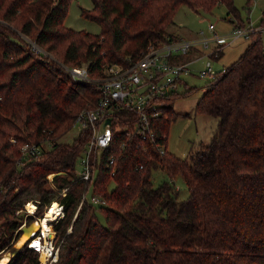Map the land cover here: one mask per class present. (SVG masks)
Instances as JSON below:
<instances>
[{
  "label": "trees",
  "instance_id": "obj_1",
  "mask_svg": "<svg viewBox=\"0 0 264 264\" xmlns=\"http://www.w3.org/2000/svg\"><path fill=\"white\" fill-rule=\"evenodd\" d=\"M70 1L0 0V253L22 235L16 231L24 219L18 209L33 200L34 215L40 216L68 186L59 197L65 216L52 221L58 245L53 264H264V10L260 22L250 24L255 28L247 36L250 44L238 59L215 69L213 60L223 49L208 54L214 76L205 81L196 109L218 119L210 141L192 145L185 158L142 152L128 141L111 174L107 159L121 141L115 138L101 156L92 191L106 203L85 200L73 219L88 185L74 180V165L89 138L80 134L64 143L60 138L99 93L93 84L74 81L60 63L87 62L90 74H98L101 64L125 63L149 43L175 39L167 28L183 4L194 12L210 11L219 2L228 14L236 15L237 8L233 0H91L92 8H81V15L100 25L94 34L64 24ZM233 24L232 29L243 26ZM23 35L47 53L33 49ZM198 52L207 53L197 47L190 54ZM179 85L186 91L165 103L195 91L186 80ZM175 117L166 103L157 119L164 136ZM164 142L167 149V136ZM23 143L50 148L23 158ZM157 167L171 182L182 177L187 199H178L173 183L153 184ZM65 168L70 178L54 181L57 187L48 183L46 175ZM111 179L115 187L108 193ZM38 256L22 244L7 264H39Z\"/></svg>",
  "mask_w": 264,
  "mask_h": 264
},
{
  "label": "built area",
  "instance_id": "obj_2",
  "mask_svg": "<svg viewBox=\"0 0 264 264\" xmlns=\"http://www.w3.org/2000/svg\"><path fill=\"white\" fill-rule=\"evenodd\" d=\"M214 25L210 23L207 26L210 35H205L204 31H201L197 40L179 37L149 43L137 57H127L125 63L101 64L100 71L94 75L90 74V64L87 62L77 65L60 63L74 81L93 84L99 93L97 99L92 102L93 106L81 109L72 122V128H75L77 132L75 137L86 134L89 138L80 150L78 164L74 168V180L86 181L88 185L81 195V201L73 219L85 200L89 201L90 205L106 203L105 198L92 191L100 172L101 156L110 148L115 138L121 141L117 146V153L107 159L106 167H111V174L116 171L115 164L128 141L136 142L142 152L160 155L168 153L164 142L166 136L160 132L157 121L166 104L164 99L176 93L177 86L185 80L183 74H192L191 65L200 60L205 59V62L203 67L197 70V74L209 78L214 76L215 70L208 54L216 55L226 45L225 37L217 33ZM254 29L251 25L236 27L228 33L226 38H247ZM23 37L33 49L47 53L33 39L26 35ZM197 47L207 53L190 54V51ZM182 56L187 57L180 60ZM21 149L23 158L39 157L44 150L35 143H23ZM20 163H22L21 160H19ZM138 167L143 168L144 164L140 163ZM67 190L68 186L58 191V194L44 207L40 216L34 215L37 202L33 200L26 202L16 211V214L21 213L24 216L16 230L18 231L23 225H28L29 216L35 217L33 222L41 221L51 210L50 218L45 220L51 227V232L47 231L45 234L40 226L36 232L29 234L28 240L24 241L26 246L38 251L39 256L46 245L48 246L49 251L44 264H53L58 256V245L55 242L56 230L53 228L52 221L57 222L65 216V202H62L59 197L64 196Z\"/></svg>",
  "mask_w": 264,
  "mask_h": 264
},
{
  "label": "rangeland",
  "instance_id": "obj_3",
  "mask_svg": "<svg viewBox=\"0 0 264 264\" xmlns=\"http://www.w3.org/2000/svg\"><path fill=\"white\" fill-rule=\"evenodd\" d=\"M233 3L237 8L236 15L232 13L228 14L227 7L222 2L217 3L210 11L199 9L196 12L183 4L176 11L175 23L172 24V26H169V30H172L173 33L176 32L175 34L184 35L185 37L188 36L189 29L192 36L201 35V31H204L205 35H210L207 26L210 23H214L217 31L220 34H223L230 29V25H232V22L230 21L231 19L234 21L233 23L242 24L245 27L249 23H252L255 26L260 22L264 10V0H233ZM92 6L93 2L91 0H71L64 24L73 30H85L94 34L100 33V25L96 21L89 20L81 15V8L90 10ZM179 25H181V27ZM183 29H185V31ZM261 37L262 42L264 43V31L261 33ZM243 38L248 40L245 37ZM218 61L219 60L217 59L213 60L215 67L219 63ZM203 65L204 60H200L196 64L191 65L192 74H183L188 85L194 87L195 91L185 95L175 96L172 101L166 102L167 105L170 103L173 106V111L176 114V117L170 122L166 134L167 151L179 158H185V156L189 154V149L192 145L194 148H197L200 141L205 143L209 142L218 124V119L215 116L213 117L198 112L196 109V102L204 91L203 85L205 84V81L209 79V77L197 74V70L203 67ZM186 88L187 86L179 85L175 90L176 93L182 94L186 91ZM76 134V129L71 128L70 131L60 138V141L63 143L70 142L72 138H75ZM43 148L44 151H47L50 146L44 144ZM78 159L79 158L77 157L74 168L78 164ZM16 166L19 167L20 164H17ZM69 174L70 172L66 168L63 170L51 171L46 175V180L55 187V182L58 183L60 179H62V176L63 178H70ZM151 181L154 185L163 182L170 185L173 183L172 185L177 189V196L180 200H185L189 196L187 185L182 177L176 175L171 182L169 176L166 172L162 171L161 167H157L152 171ZM114 187V180L111 179L108 181L106 191L110 193ZM96 213L98 214L99 220L104 223V217L102 214L99 212ZM18 215L21 216L22 214L19 213ZM20 237L21 236H19L5 252L0 253V258L2 257V254L7 252L10 254L12 253L11 256L17 252L24 239H21ZM40 256L42 257V255ZM41 257L39 258L38 256L39 264H44L45 261H41Z\"/></svg>",
  "mask_w": 264,
  "mask_h": 264
},
{
  "label": "crops",
  "instance_id": "obj_4",
  "mask_svg": "<svg viewBox=\"0 0 264 264\" xmlns=\"http://www.w3.org/2000/svg\"><path fill=\"white\" fill-rule=\"evenodd\" d=\"M175 20V17H174ZM175 23V21H174ZM173 23V24H174ZM252 23H249L248 25H250ZM172 26V25H171ZM181 27V25H179ZM216 25H214V29H216L215 27ZM232 27H234V24L232 23V25H230V29L227 30L226 33L220 34L217 29V33H219L220 35L224 36L226 39V46L223 48V52L222 55L218 58V64L214 68L215 69H221L225 66H228V64L234 62L236 59H238V57L242 54V52L246 49V47L250 44L249 40H245L243 37L242 38H236V39H231V38H226L228 33L232 30ZM167 30H169V27L167 28ZM185 31V29H183ZM170 32H172V30H169ZM188 31V30H187ZM176 32H174V36L176 38H182L185 37L184 35H178L175 34ZM200 34V33H199ZM188 36L186 38L192 39V40H197L200 35H195L192 36V34L190 33V29L188 31Z\"/></svg>",
  "mask_w": 264,
  "mask_h": 264
},
{
  "label": "bare ground",
  "instance_id": "obj_5",
  "mask_svg": "<svg viewBox=\"0 0 264 264\" xmlns=\"http://www.w3.org/2000/svg\"><path fill=\"white\" fill-rule=\"evenodd\" d=\"M52 208V207H51ZM50 212H51V210L49 211V212H47L46 213V218L44 219V220H41V221H36V222H33V223H31V224H29L28 226H29V230H30V232H29V234H31V233H34V232H36L37 231V228L38 227H40L41 226V228H42V230H44V233L45 234H47V231L50 233L51 232V227L49 226V224L45 221V220H47V219H49L50 218ZM23 239V238H22ZM13 250H16V249H13ZM48 246L46 245V247L44 248V250L41 252V254L40 255H42V257L41 256H39V258L41 257V259H42V261H45V258L47 257V255H48ZM12 254V253H11ZM11 254L9 253V252H7V253H5V254H2L1 256V258H0V264H7L8 263V260H9V258H10V256H11Z\"/></svg>",
  "mask_w": 264,
  "mask_h": 264
},
{
  "label": "water",
  "instance_id": "obj_6",
  "mask_svg": "<svg viewBox=\"0 0 264 264\" xmlns=\"http://www.w3.org/2000/svg\"><path fill=\"white\" fill-rule=\"evenodd\" d=\"M20 230L22 231V235H21L20 238L21 239L24 238L23 242H22V244H24V241L29 239V232H30L29 226L28 225H23Z\"/></svg>",
  "mask_w": 264,
  "mask_h": 264
}]
</instances>
